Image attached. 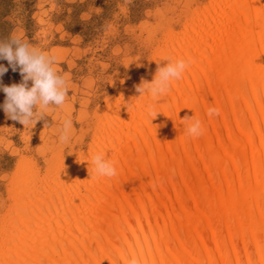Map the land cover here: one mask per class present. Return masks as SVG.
<instances>
[{"label": "bare ground", "instance_id": "bare-ground-1", "mask_svg": "<svg viewBox=\"0 0 264 264\" xmlns=\"http://www.w3.org/2000/svg\"><path fill=\"white\" fill-rule=\"evenodd\" d=\"M180 42L160 66L183 59L182 77L119 108L94 149L117 175L85 159L27 194L0 264H264V0H216Z\"/></svg>", "mask_w": 264, "mask_h": 264}, {"label": "rangeland", "instance_id": "rangeland-1", "mask_svg": "<svg viewBox=\"0 0 264 264\" xmlns=\"http://www.w3.org/2000/svg\"><path fill=\"white\" fill-rule=\"evenodd\" d=\"M215 2L0 0V41L15 35L54 55L69 87L64 108L49 111L36 124L25 127L0 108V246L17 203L30 192L37 200L61 174L91 160L119 108L130 110L151 98L140 96L136 86L154 79L165 53L195 35ZM0 64L8 67L6 60ZM21 81L19 70L10 67L0 78L7 86ZM4 100L0 91V104ZM65 119L73 122V136L61 144Z\"/></svg>", "mask_w": 264, "mask_h": 264}, {"label": "clouds", "instance_id": "clouds-1", "mask_svg": "<svg viewBox=\"0 0 264 264\" xmlns=\"http://www.w3.org/2000/svg\"><path fill=\"white\" fill-rule=\"evenodd\" d=\"M0 60L8 62V67L0 64V78L8 72L9 67L13 71L19 70L22 77L19 84L7 86L0 83V91L5 94V100L0 104V108L9 119L18 121L26 127L42 120L49 111L64 108L69 93L68 80L66 75L60 74L55 67L57 58L54 55L13 35L7 42L0 41ZM188 67L189 62L183 59L168 61L165 66L158 65L154 79L151 82L142 81L136 86V91L140 96L148 94L153 99L163 96L169 91L172 81L179 80ZM148 113L153 116L158 114L152 106H148ZM207 114L209 117L218 116L219 110L210 107ZM184 120L187 122L186 132L189 136L203 135L204 130L199 119L186 116ZM72 136L73 122L65 119L59 129V142L68 144ZM90 163L97 177L111 179L117 175L114 162L105 159L103 154L92 156ZM132 264L136 262L133 260Z\"/></svg>", "mask_w": 264, "mask_h": 264}]
</instances>
